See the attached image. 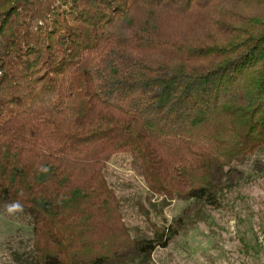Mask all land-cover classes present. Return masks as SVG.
<instances>
[{
    "label": "trees",
    "instance_id": "obj_1",
    "mask_svg": "<svg viewBox=\"0 0 264 264\" xmlns=\"http://www.w3.org/2000/svg\"><path fill=\"white\" fill-rule=\"evenodd\" d=\"M263 147L264 0H0V211L33 230L9 264H155ZM121 154L157 214L190 203L164 226L141 205L152 236L107 179Z\"/></svg>",
    "mask_w": 264,
    "mask_h": 264
},
{
    "label": "rangeland",
    "instance_id": "obj_2",
    "mask_svg": "<svg viewBox=\"0 0 264 264\" xmlns=\"http://www.w3.org/2000/svg\"><path fill=\"white\" fill-rule=\"evenodd\" d=\"M130 162L129 155L115 156L106 176L123 201L134 237L142 239L153 234L141 205L153 223L164 226L180 218L190 203L172 202L157 214L144 181L133 173ZM241 170L244 178L225 192L222 208L204 209L205 221L181 233L167 248H158L153 254L155 264H264V147ZM161 200L155 197L153 203ZM32 237L29 218L10 208L1 210L0 264H9L13 250L31 245Z\"/></svg>",
    "mask_w": 264,
    "mask_h": 264
}]
</instances>
